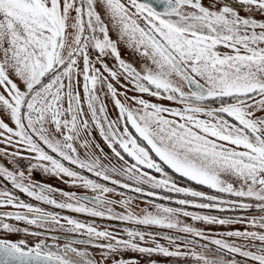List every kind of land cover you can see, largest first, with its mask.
Masks as SVG:
<instances>
[{
  "label": "snow or ice",
  "instance_id": "obj_1",
  "mask_svg": "<svg viewBox=\"0 0 264 264\" xmlns=\"http://www.w3.org/2000/svg\"><path fill=\"white\" fill-rule=\"evenodd\" d=\"M238 4L239 10L227 0H210L208 5L204 0H0V143L15 148L13 156L19 157L21 151L34 154L32 159L39 163L30 165V175L40 168L60 179L68 177L73 184L79 181L98 195L76 197L63 192L76 202L58 203L51 196L55 190L50 185L39 181L25 184L23 170L15 173L0 165V178L11 189L57 208L177 229L202 240L209 237L189 225L181 227L180 215L207 224L247 223L260 230L225 234L251 244L210 239L218 255L209 258L194 250L170 251L159 243L143 247L136 243L145 241L142 232L125 229L128 238L121 239L66 217L71 225L68 231H84L89 239L63 246L44 240L29 245L23 239H9L21 228L5 221L43 227L58 224V214L17 203V195L5 187L0 190V208L26 211L0 213V264H132L121 258L127 250L165 257L191 255L202 264H264V215L248 220L217 218L161 204L155 205V214L148 210L143 216L117 214L109 207L114 202L102 199L116 188L81 174L93 173L134 193H144L142 186L149 185L181 194L185 198L175 201L181 206L264 213V0H238ZM97 6L104 9L107 23ZM241 11L248 15L242 16ZM109 25L117 34L116 41L109 35ZM120 42L143 58L141 68L121 57ZM106 57L113 59L111 67ZM113 81L123 92H118ZM98 86L101 91L107 89L104 95L118 110L115 119L108 118ZM129 91L138 95L128 96ZM145 94L177 106L153 102L143 98ZM120 95L129 103L122 102ZM93 127L122 162L119 168L102 166L94 154L78 155L75 142L82 132L91 136ZM81 147H89L88 139ZM95 147L103 151L99 144ZM166 169L235 199L178 186ZM146 195L157 193L148 191ZM118 203L126 205L128 200ZM165 238L174 242L179 237ZM73 243L101 249L100 260ZM224 253L232 258L225 261L221 258ZM235 256L244 259L237 261Z\"/></svg>",
  "mask_w": 264,
  "mask_h": 264
},
{
  "label": "flooded vegetation",
  "instance_id": "obj_2",
  "mask_svg": "<svg viewBox=\"0 0 264 264\" xmlns=\"http://www.w3.org/2000/svg\"><path fill=\"white\" fill-rule=\"evenodd\" d=\"M209 2L210 0H206V1L204 0L205 5H208ZM227 2L232 6L236 7L237 10L240 9L238 0H227ZM220 6L221 4L219 3L216 4V8H219ZM97 11L100 12L102 18L107 23L108 20L104 14V9L100 6H97ZM240 14L242 16L248 15V13L244 11H241ZM254 15L258 17L259 13H255ZM109 35L112 40L114 41L117 40V34L112 30L111 25H109ZM118 48L120 50L121 57L125 59L127 62L132 63L135 67H137V69L143 66L144 64L143 58L138 57V55L135 52H133L130 49H127L126 45H124L122 42L118 43ZM220 50L225 51L224 49H220ZM90 55L93 57V59L95 58L94 52L90 53ZM105 59L111 67L114 63L113 59L110 57H106ZM96 67L99 68L101 67V65L96 64ZM113 83L114 86L117 88L118 92H123V89L119 84H116L114 81ZM106 91H107L106 88L103 91L100 90L99 86L97 88V92L100 95L101 100L107 106L108 118L115 119L118 110L115 108L111 98L106 97L104 95ZM132 95H138V94L129 91L128 96H132ZM118 98L121 99L122 102L129 103L128 101L125 100V97L123 95H120ZM143 98L152 100L153 102L161 103L165 106H171V107L177 106L174 103L169 102L167 100H156L155 98L149 97L147 94H145ZM85 109H86V105H85ZM89 131H91L92 133L91 136H88L87 133L82 132L80 137L74 144V146L77 148L78 155L81 158H85L86 155L94 154L99 158L100 164L102 166L108 168H112V167L119 168L122 162H118L117 158L112 154L107 144L100 137L99 131L96 130L94 127ZM85 139H88L89 141V147L87 149L81 147ZM97 144L100 145V148L103 149V151H100L95 147ZM14 151L15 148L8 147L7 145L0 143V165L9 168L11 171L15 173H18L19 171L23 170L24 176L26 177V179L24 180L25 184L29 182L35 183L39 181L46 185H50L55 190L51 193V196L58 203L76 202V201H69L67 197L62 195L63 192L74 193L76 197H82V196L94 197L98 195V193L93 192L90 189H85L79 181L73 184L70 182V178L68 177H64L63 179H60L58 177L44 173L40 168H36L32 170L30 175L29 173L30 165L39 163L38 161L32 159L34 154L27 151H21L19 157H17L11 155V153ZM20 157H24V158L22 159ZM126 159L129 158L126 157ZM66 166L68 165L66 164ZM70 167H72L73 170H78L75 168V166H70ZM166 170L170 172V170L168 169ZM81 174L87 176L89 179L95 180L98 183L105 184L108 187L116 188V192L104 194L102 196V199L113 201L114 203L110 204L109 207H111L113 212L117 214L127 215L128 213H132L134 216H143L145 214V210L151 211L153 212V214H155L157 211L155 205L161 204L166 207L182 208L184 211H190L200 215H212V216H216L217 218H243L244 220H248L251 219L252 217H260L264 215V213L256 209H251L246 212L239 210L218 211L216 209H200L192 206H181L175 202L178 199L185 198L181 194L169 193L162 189H151L149 185L142 186L144 188V193H134L132 191L119 188L118 186L111 184L110 181L100 180L99 178L95 177L93 173H88L86 171H83L81 172ZM152 174L157 175L159 177V174L155 172H152ZM170 174L173 175V179L176 181L178 186L191 187L194 190L203 191L208 195H220L224 199H235L234 197H228L226 194H218L214 190H210L207 189L206 187L196 185L194 182L187 181L185 178L179 177L178 175L172 174L171 172ZM114 178L121 180L125 179L124 177L121 176H114ZM127 182L132 183L131 181H127ZM5 187H8L17 195L18 197L17 203L23 201L25 203L32 204L36 207L43 208L48 212H53L55 214H58V219H59L58 224H47L43 227H38L36 225H29L23 221H19V222L15 220L5 221V222H11L13 223L14 226L21 228L20 233L11 235L8 238L14 241H19L23 239L29 245H33L35 242H38L39 240H44L49 245L56 244L60 246H63L65 243L71 242L62 239H56V238L53 239V237L44 234L41 236H34L30 234L32 232H41L52 235H64V236L76 237V239H73L72 241L88 240L89 237L84 231H80V232L68 231L71 225L67 223V219H65L66 217H70L86 225H92L98 231H109L121 239L128 238L125 229H132L135 231L142 232L145 234V241L141 242L137 240L136 243H138L140 246L143 247H155L156 244L159 243L161 246L168 248L170 251H175L177 250V248H179V250L182 252H189L190 250H194L197 253H202L204 255H207L209 258H215L218 255L216 251L217 246L212 245L210 243V239H225L228 240L230 243L235 242L237 244H244V243L251 244V241H244L236 237H228L225 234L229 231H237V230L243 231L245 229H247L248 231H260L258 228L254 229L250 227L247 223H234L228 225L207 224L204 221H194L190 217H184L183 215H180L178 217V220L181 227H183L184 225H189L193 228L200 230L201 232L204 233V235L209 237V240H202L199 237L192 236L191 234L181 233L177 229L161 228L159 226H153V225H139L128 221L109 219L107 218V215L105 217H93L86 213H79V212L71 211L69 209L57 208L54 205H49L41 201H36L33 198L28 197L23 193H20L18 190L11 189V185L8 184L6 181H4L2 178H0V190L4 189ZM148 191H154L157 193V195L148 196L146 195ZM120 192L124 193V195H119L118 193ZM163 196H169L171 197V199L159 198ZM123 199L128 200V203L126 205L118 203ZM188 199H192V198L188 197ZM197 202H202V201H197ZM82 203H85L90 208L96 207L97 210H103L94 203H90L88 201H82ZM10 211L24 212L26 210L22 208L15 209L10 207L0 208V213L10 212ZM31 215H35V214L33 213ZM25 228L28 229L27 233L23 231V229ZM165 236H172L179 238L175 239L174 242H170L168 239L165 238ZM189 240H196L197 243L189 244L188 243ZM94 243H107V241L94 240ZM256 243L259 242L257 241ZM204 245H207V247H204ZM72 246L77 248L78 250L88 252L93 259L97 261L100 260L101 249L95 248L86 243H73ZM248 250L255 251V249H248ZM121 258L131 261L132 264H202V262L195 260L191 255H188L186 257L183 256L165 257L160 253L148 254V253L133 252L131 250L125 251ZM221 258L227 261L230 260L232 257L229 254L224 253L221 256ZM235 259L237 261H242L244 258L235 256Z\"/></svg>",
  "mask_w": 264,
  "mask_h": 264
},
{
  "label": "water",
  "instance_id": "obj_3",
  "mask_svg": "<svg viewBox=\"0 0 264 264\" xmlns=\"http://www.w3.org/2000/svg\"><path fill=\"white\" fill-rule=\"evenodd\" d=\"M44 235H48L50 237H54L56 239H62V240H66V241H72L73 239H76V237H72V236H64V235H52V234H47V233H43ZM78 240V239H77Z\"/></svg>",
  "mask_w": 264,
  "mask_h": 264
},
{
  "label": "rangeland",
  "instance_id": "obj_4",
  "mask_svg": "<svg viewBox=\"0 0 264 264\" xmlns=\"http://www.w3.org/2000/svg\"><path fill=\"white\" fill-rule=\"evenodd\" d=\"M206 1V0H205ZM45 240H47V239H45Z\"/></svg>",
  "mask_w": 264,
  "mask_h": 264
}]
</instances>
